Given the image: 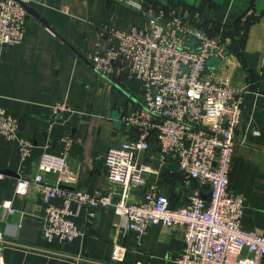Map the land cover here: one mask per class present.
Returning a JSON list of instances; mask_svg holds the SVG:
<instances>
[{
    "label": "crops",
    "instance_id": "0c3cea01",
    "mask_svg": "<svg viewBox=\"0 0 264 264\" xmlns=\"http://www.w3.org/2000/svg\"><path fill=\"white\" fill-rule=\"evenodd\" d=\"M148 1L166 17L171 10L180 11L211 36L221 35L227 44L226 56L208 60L206 68L242 95L229 186L244 197L241 228L264 235V0ZM137 2L32 0L21 43L0 46V108L17 120V135L33 144L23 158L17 142L0 135V202L9 200L15 210L0 212V231L8 242L0 264H176L182 253L180 230L149 225L140 235L129 230L126 219L113 208L74 203L72 219L82 234L71 242L46 241L42 193L31 185L26 194H16L18 178H34L39 157L44 152L58 155L69 138L63 186L119 199L108 187L104 158L111 146L136 137L135 128L122 122L121 116L139 106L141 85L121 73L101 76L89 56L104 52L107 38L101 34L107 30L145 27V15L134 7ZM58 103L69 110L52 120V106ZM156 151L157 141L151 137L143 160L150 162ZM43 178L54 183L57 175L46 173ZM148 184H155L174 208L189 203L192 188L204 197L209 190L198 181L186 186L174 160L158 175H149ZM143 197L139 189L129 196L131 201ZM50 202L62 204L60 198ZM114 245L126 250L119 263L112 258Z\"/></svg>",
    "mask_w": 264,
    "mask_h": 264
},
{
    "label": "built area",
    "instance_id": "2783aa9c",
    "mask_svg": "<svg viewBox=\"0 0 264 264\" xmlns=\"http://www.w3.org/2000/svg\"><path fill=\"white\" fill-rule=\"evenodd\" d=\"M31 1L0 0V46L21 43ZM134 7L145 15V27L107 30L101 34L107 38L104 52L89 56L101 76L121 73L141 85L139 106L121 116L122 122L135 128L136 137L111 146L104 158L108 187L119 199L63 186L69 138L58 155L44 152L39 157L34 178H18L16 194H26L31 185L42 193V238L49 242H71L82 234L72 219L74 203L113 208L126 219L128 229L140 235L149 225L180 230L184 247L176 264H264V235L241 228L244 197L229 186L242 95L217 81L213 73H203L208 60L226 56L227 44L221 35L211 36L180 11L171 10L166 17L148 0H139ZM68 110L64 103L55 104L51 119ZM17 128V120L0 108V135L15 140L24 158L33 144L18 136ZM151 137L158 151L146 162L143 156ZM170 160L177 162L186 186L192 181L208 185L207 197L192 188L189 203L174 208L155 184H148V176L158 175ZM46 173L57 175L54 183L44 182ZM133 189L143 190L144 197L131 201ZM53 198H60L62 204H51ZM2 211L15 212L9 200L0 202ZM7 243L0 231V257ZM125 253V248L114 245L112 258L119 263Z\"/></svg>",
    "mask_w": 264,
    "mask_h": 264
},
{
    "label": "water",
    "instance_id": "95a60500",
    "mask_svg": "<svg viewBox=\"0 0 264 264\" xmlns=\"http://www.w3.org/2000/svg\"><path fill=\"white\" fill-rule=\"evenodd\" d=\"M27 10H28V8H27ZM203 73H204V74H207V73H208V72H207V68L204 69Z\"/></svg>",
    "mask_w": 264,
    "mask_h": 264
}]
</instances>
